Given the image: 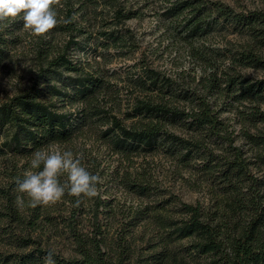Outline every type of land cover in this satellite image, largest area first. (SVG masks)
<instances>
[{"label": "rangeland", "instance_id": "374dc122", "mask_svg": "<svg viewBox=\"0 0 264 264\" xmlns=\"http://www.w3.org/2000/svg\"><path fill=\"white\" fill-rule=\"evenodd\" d=\"M177 1L181 0H61L62 6H53L58 19H75L67 25L60 23L41 37L24 27L23 14L0 22V36L7 44V54L0 61V103L29 89L37 80L44 88L38 93L42 100L55 103L62 111L84 109L87 115L67 141H53L21 153L0 151L1 250L29 249L19 247L14 239L23 230L38 238L42 246L73 256L77 254L73 235L62 218L82 219L77 225L81 234L92 229L83 224L98 219L101 229L116 238L137 210L150 206L158 214L176 216L182 201L199 202L203 218L227 232L239 231L260 209L264 223V91L241 93L243 81L264 78V64H253L242 55L250 50L264 60V24L223 19L212 4L219 1L235 13L264 11V0H202L207 6L203 15L213 24L194 36L188 33L190 9L175 16L167 13ZM117 8L132 11L133 16L121 20L115 15ZM103 32H113L120 39L114 42ZM60 54L79 69L49 65ZM146 66L159 72L160 82L154 89L141 82ZM47 67L53 70L47 71L50 83L59 88L71 90L69 78L86 73L100 77L103 84L89 99L73 101L45 89L46 81L42 82L40 74ZM200 96L211 105L221 131L229 134L232 142L207 126L196 127L184 119L165 120L161 122L164 130L187 139V147L161 137L155 149L127 157L116 152L102 133L113 114L134 128L160 123L152 116L131 114L142 100L192 111L200 107ZM233 145L243 149L246 170L240 171ZM37 150L71 151L90 173L102 178L98 195L83 198L79 207L75 206L76 198L67 193L55 204L31 207L26 194L16 191L24 203L18 204L16 198L11 204L2 190L10 189L18 178L23 180L26 171L42 170V165L31 168ZM129 177L145 178L150 191L137 193L127 183ZM59 180L66 182L67 174ZM46 213L61 219L59 232L44 219ZM151 222L144 219L127 234L131 249L125 252L124 264L153 263L152 257L162 244ZM188 244L187 239L173 241L169 249L178 250L180 257L185 255L188 264L209 260L207 255H188V250H183Z\"/></svg>", "mask_w": 264, "mask_h": 264}, {"label": "trees", "instance_id": "16d2710c", "mask_svg": "<svg viewBox=\"0 0 264 264\" xmlns=\"http://www.w3.org/2000/svg\"><path fill=\"white\" fill-rule=\"evenodd\" d=\"M219 11V16L223 19L234 20L240 24L252 25L254 22L264 24V11L250 10L248 12L235 13L229 6L223 5L219 1L212 2ZM202 0H181L173 3L167 9L169 15L175 16L181 11L190 9L188 19V33L191 36L207 31L213 24L212 20H206L203 9L207 6ZM132 11L117 8L115 15L121 20L133 16ZM114 42L120 38L115 34L103 32ZM0 61L6 56L7 51L5 38L0 36ZM244 58L253 64H264L262 57L253 51L242 52ZM62 61V62H61ZM64 64L68 69L78 70V66L65 54H60L52 59L49 65ZM47 71H53L51 67L43 68L41 71L42 82H45V89L58 96L71 98L73 101L87 100L98 89L101 88L103 81L100 77L92 73L80 74L69 78L68 88H59L56 84L50 83ZM141 82L149 88H156L160 82L159 72L152 67H144ZM241 93L253 95L264 91V78L254 81H243ZM36 80L32 86L22 91L9 100L0 103V151L10 150L14 153L32 151L53 141L63 142L71 139L75 131L86 120L85 110L62 111L55 103L47 102L39 97V92L43 91ZM201 98V96H200ZM132 115H145L157 118L160 123H152L147 126L134 128L123 123L117 115H111L110 125L102 130L107 142L111 144L116 152L129 154L140 151H151L160 144V138L165 137L187 147V139L176 135L173 132L164 130L161 122L177 121L184 119L196 127L207 126L212 133L226 139L229 142L233 138L221 131L220 120L211 105L201 98L200 107L192 111L181 109L177 106L162 102L140 101L134 108ZM89 114L88 116H90ZM237 163L240 171L246 170L247 166L243 159V149L239 145H233ZM22 180V178H20ZM127 183L134 191L145 195L150 191V185L139 177L127 178ZM14 187V188H13ZM17 184L10 189L2 190L8 200L15 202L17 198ZM13 190V192H11ZM17 209V208H16ZM262 210L252 217L246 224L239 228V231L227 232L221 227L203 218L201 204L182 201L177 208L176 216L158 214L150 206L145 209L137 210L131 217L128 227L119 233V237H109L106 231L102 230L97 222L83 224L89 229L86 234H81L78 224L82 219L74 216L72 218H62L65 221L69 233L73 235V243L77 251L76 255L64 256L55 250L42 246L38 238L31 234L22 233L20 230L14 236L15 242L19 247H30L22 251H4L0 249V264H43V258L49 251L54 253L56 264H124L125 252L130 251L131 241L128 240L131 228L139 225L141 221H153L150 224L156 226L157 236L160 238L162 248L152 257V264H188L185 255L179 256L178 250L169 249V244L173 241L188 240L185 249L188 255L199 254L207 255L209 260L202 264H264V223L262 221ZM20 211L16 217L20 218ZM36 218L38 216H35ZM34 217V218H35ZM35 218V219H36ZM44 219L59 232L61 229V219L46 213ZM95 220V219H94ZM30 223H33L31 220ZM127 230L128 232H126ZM163 230V232H161ZM125 232V233H124ZM121 250V251H120Z\"/></svg>", "mask_w": 264, "mask_h": 264}, {"label": "clouds", "instance_id": "9594fccd", "mask_svg": "<svg viewBox=\"0 0 264 264\" xmlns=\"http://www.w3.org/2000/svg\"><path fill=\"white\" fill-rule=\"evenodd\" d=\"M54 5L62 6L61 0H0V22L23 14L24 27L30 29L32 35L47 36L60 23L67 25L75 19H58ZM41 165L42 170L26 171L24 179L16 181V191L26 194L31 207L55 204L66 193L76 198L75 206L79 207L83 198L98 195L97 185L103 182L102 178L90 173L71 151L37 150L33 153L31 168L40 169ZM63 174H67V180L62 184L59 177ZM17 202L24 203L20 196ZM43 264H56L52 251L43 258Z\"/></svg>", "mask_w": 264, "mask_h": 264}]
</instances>
